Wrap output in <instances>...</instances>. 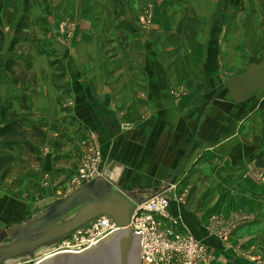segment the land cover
Returning <instances> with one entry per match:
<instances>
[{"label":"crops","instance_id":"obj_1","mask_svg":"<svg viewBox=\"0 0 264 264\" xmlns=\"http://www.w3.org/2000/svg\"><path fill=\"white\" fill-rule=\"evenodd\" d=\"M21 3L0 22V127L14 118L19 132H41L29 143L40 190L55 198L46 206L99 152L106 178L129 193L172 178L161 225L204 243L210 264H264V89L237 101L228 88L264 55V0ZM33 41L40 52L17 50ZM14 137L0 138L12 164L24 147ZM4 172L0 233L43 209L26 189L18 199Z\"/></svg>","mask_w":264,"mask_h":264},{"label":"water","instance_id":"obj_2","mask_svg":"<svg viewBox=\"0 0 264 264\" xmlns=\"http://www.w3.org/2000/svg\"><path fill=\"white\" fill-rule=\"evenodd\" d=\"M237 101L264 89V60L251 61L247 69L228 79ZM172 178L155 193L135 195L106 177L83 182L63 198L25 221L0 233V264H140L141 234L131 226L135 209L170 188ZM110 216L118 229L90 249L64 251L37 259L38 249L51 247L98 216ZM23 259L19 262H13Z\"/></svg>","mask_w":264,"mask_h":264},{"label":"built area","instance_id":"obj_3","mask_svg":"<svg viewBox=\"0 0 264 264\" xmlns=\"http://www.w3.org/2000/svg\"><path fill=\"white\" fill-rule=\"evenodd\" d=\"M101 157L97 152L74 175L71 191L83 182L106 177L100 169ZM170 198L164 192L140 204L134 211L131 226L141 234L140 264H210L211 256L204 243L193 236L183 235L172 228H163L161 219H170ZM172 223H177L172 220ZM118 229L108 215L98 216L57 244L49 247L50 256L59 252H81L92 248Z\"/></svg>","mask_w":264,"mask_h":264},{"label":"rangeland","instance_id":"obj_4","mask_svg":"<svg viewBox=\"0 0 264 264\" xmlns=\"http://www.w3.org/2000/svg\"><path fill=\"white\" fill-rule=\"evenodd\" d=\"M22 1H25V4H28L29 0H0V22L3 19H10V18L15 16V12L13 10L7 8V7H9L10 3H14L16 5L14 7L17 10H19L20 6L22 5V3H21ZM5 7H6V9H5ZM11 8H12V6H11ZM19 13H20V10H19ZM24 25H26V24L23 22V24L20 25V28L17 32L21 33L22 29L24 28ZM63 27H65V26L63 25ZM0 32H2L1 28H0ZM35 33H36V29H35ZM60 33H63V32L60 31ZM2 35H4L3 32H2ZM1 44H3V42L0 41V45ZM15 44L18 45V43H15ZM27 46H30V48H33V50H36V52L37 51L40 52V50H39L40 44L35 43L34 41L29 42V43H20V45L17 46V50H20L24 47L26 48ZM1 60L2 59L0 58V61ZM263 60H264V55H263V57L256 59V62L259 63V62H262ZM26 64H28V65L33 64V61L31 59H26ZM25 73L26 72L22 73L19 77L21 78V77L27 76ZM12 139L9 138V140H7V141H9L11 143ZM14 140H16L19 143H22L24 147L22 148V150L20 152H17V151L14 152L16 154V155L13 154L14 155V157H13L14 164H12L11 163L12 161H10V162H7V164H4V166H3L2 171L3 172L6 171L7 172L6 174H9V176H10L8 181H4V183H6L5 186L9 187V185H11L13 189H16V190L19 189L18 199H21V198L24 199L25 198L24 196H28L29 194H32V199L34 200L32 203L33 209L38 210V209L44 208V206H46L51 201L55 200V198L46 197V193H43L40 190L42 188V184H40L37 181L36 177L38 176V173L35 171L40 170L38 167L39 166L41 167V164L39 162L40 160L38 159V156L36 153L37 150H35L36 148H34V146L29 143V141H32V142L34 141V142H36L37 145L40 144V142L42 141L41 132L39 130L38 131L35 130L32 133L26 132V131H24V132L20 131L19 134H17V136L14 137ZM7 157H9V156L7 155ZM258 165L260 168H258L257 176L260 179V181H262V183H264V160L260 159ZM36 184H38L39 187L36 186ZM44 185H46V184L44 183ZM23 189H26L24 196H23V194H24ZM26 199H27V197H26ZM48 251H49V248L46 251L42 250L38 254L37 259H43V258L47 257L46 254H49ZM244 256H245V253H244ZM249 256L250 257H258V254L252 253ZM245 257L249 258L248 256H245Z\"/></svg>","mask_w":264,"mask_h":264},{"label":"trees","instance_id":"obj_5","mask_svg":"<svg viewBox=\"0 0 264 264\" xmlns=\"http://www.w3.org/2000/svg\"><path fill=\"white\" fill-rule=\"evenodd\" d=\"M0 35H2V32H0ZM17 126L19 127L18 120L12 118L4 126L0 127V138H4V139L7 138V140H9V138L11 139L14 137L16 132L19 134V131H18L19 129ZM11 160H12V157L11 156L7 157V154H4L0 157V172L2 171L4 164H7V162H10ZM6 173L4 172L2 176L5 177Z\"/></svg>","mask_w":264,"mask_h":264},{"label":"bare ground","instance_id":"obj_6","mask_svg":"<svg viewBox=\"0 0 264 264\" xmlns=\"http://www.w3.org/2000/svg\"><path fill=\"white\" fill-rule=\"evenodd\" d=\"M49 247L48 246H46V247H42V248H40V249H38V251H37V254H39L42 250L44 251H46L47 249H48ZM22 259H17L16 261H21ZM15 261V260H14Z\"/></svg>","mask_w":264,"mask_h":264}]
</instances>
